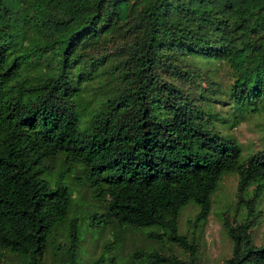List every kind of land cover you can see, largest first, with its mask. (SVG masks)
Wrapping results in <instances>:
<instances>
[{"label":"trees","instance_id":"trees-1","mask_svg":"<svg viewBox=\"0 0 264 264\" xmlns=\"http://www.w3.org/2000/svg\"><path fill=\"white\" fill-rule=\"evenodd\" d=\"M194 59L223 63L227 85L201 84ZM260 115L264 0H0V253L40 264L51 246L63 264H83L81 231L112 226L162 233L181 251L148 244L127 264H196L178 214L194 205L187 222L200 230L230 171L222 264H264V231L255 244L251 229L264 145L245 152L225 131ZM74 181L90 194L70 214Z\"/></svg>","mask_w":264,"mask_h":264},{"label":"rangeland","instance_id":"rangeland-1","mask_svg":"<svg viewBox=\"0 0 264 264\" xmlns=\"http://www.w3.org/2000/svg\"><path fill=\"white\" fill-rule=\"evenodd\" d=\"M110 48L105 45V51H109ZM99 51H104V47L99 48ZM189 63L196 67L195 73L202 77L201 84H205V80L210 77L213 81L217 82L220 87L227 85L230 78V72L228 68L221 62L209 61L206 62L203 59L188 60ZM198 79V78H197ZM91 83H87L82 86L83 98L89 100L94 98L93 91L96 90L95 84L98 85L99 81H94L92 78L89 80ZM95 82V84H93ZM177 83H179L177 81ZM82 85V84H81ZM80 85V86H81ZM183 89L188 87V83L180 84ZM85 92V93H84ZM215 122V128H216ZM264 115L253 116L247 119L241 120L235 123L230 128H226L225 131L235 137V141L240 143L241 148L245 152L254 151L262 148L264 145V139L261 137L264 134ZM54 161L60 160L58 155L53 157ZM83 185H80L74 181L72 183L71 194L74 197V205L70 209V214L81 204L84 200L89 198L90 188L83 181ZM236 183L235 174L232 172H226L222 174L217 188L212 194V204L210 212L207 214L205 221L203 222L200 230L193 228L187 220L190 219L195 212L194 205L188 203L178 214L177 217V229L180 233L185 234L187 238H193L196 243V264H222L223 259L229 255L230 242L223 231L221 225V212L225 210H232V199L234 193V187ZM84 195L83 198L77 200V195ZM77 201V202H76ZM256 211H258L257 223L252 226V237L255 244H258L261 240L262 232L264 231V188L260 195L258 202L256 203ZM235 214V211H230L228 216ZM117 231V234L116 232ZM115 231L111 227H105L95 232L90 229L82 230V248L84 249V261L83 264H91L100 254V248L105 240L114 241L109 249L105 250L103 254V260L101 264H127V258L129 257V250L134 248H140L152 244L159 247L161 250L167 248L173 249L176 253L180 254L179 247L174 243L166 240L162 233H159V238L145 235V230L138 229H123L116 228ZM61 234L54 233L51 235V240L56 243H60L59 246L64 243ZM49 243L54 244L52 241ZM50 246V245H49ZM51 246L47 248L46 252L42 255L40 264H63L65 254L59 252L58 249L55 254L52 255ZM0 264H27V259L14 253H8L2 251L0 253ZM82 264V262H81Z\"/></svg>","mask_w":264,"mask_h":264}]
</instances>
